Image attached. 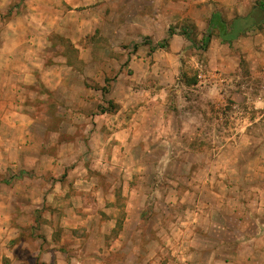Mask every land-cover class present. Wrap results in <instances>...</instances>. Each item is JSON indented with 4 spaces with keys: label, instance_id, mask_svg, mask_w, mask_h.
Instances as JSON below:
<instances>
[{
    "label": "rangeland",
    "instance_id": "374dc122",
    "mask_svg": "<svg viewBox=\"0 0 264 264\" xmlns=\"http://www.w3.org/2000/svg\"><path fill=\"white\" fill-rule=\"evenodd\" d=\"M260 1L74 0L44 53L72 69L0 138V210L44 197L37 221L68 264H264V24L230 44L219 28ZM93 179L98 193L77 187Z\"/></svg>",
    "mask_w": 264,
    "mask_h": 264
},
{
    "label": "crops",
    "instance_id": "0c3cea01",
    "mask_svg": "<svg viewBox=\"0 0 264 264\" xmlns=\"http://www.w3.org/2000/svg\"><path fill=\"white\" fill-rule=\"evenodd\" d=\"M11 2L12 0L0 1V12L11 8ZM66 7L67 9L70 8L69 11H75L79 4H75L74 0H28L27 7L22 14L16 15L12 19L6 20V22H1L0 20V138L6 137L8 125L25 130L24 126L23 128L21 127L26 116L24 109H28V106L33 105L30 101L34 95H36V98L40 94L42 96L44 91L57 89L59 84L56 81V73L59 70L64 69V71L68 72L72 69L67 64L61 69L58 66L52 67V69L48 66L47 57L44 55L46 50L53 48L51 46L52 40L49 36L65 33L64 27L60 25L67 23ZM71 26L75 28L74 33H78L79 30L82 31L79 37L86 35V33L88 34V32L81 29V23L75 26L72 24ZM68 36L71 37L72 35L68 34ZM71 39L78 47L77 40L72 37ZM48 67L52 69L51 73L55 72L52 78L48 76ZM58 74H61V72ZM25 118L28 117L26 116ZM32 121L36 120H29L28 124L32 123ZM23 185L24 190L35 191L36 189H27L36 187L35 183L30 182V180L24 182ZM99 186L101 185L97 179L95 181L93 179L87 185L78 184L77 187L86 191L95 189L98 193L99 188L102 190ZM115 187L116 185H111V190L109 191L111 197L107 196V203L113 202ZM2 197L0 195V198ZM43 200L44 197L40 200L34 199L33 201L36 203L40 201L36 206L28 205L26 202L21 207V210H18L13 204H18L21 201V196L20 198L17 195L7 197L9 208L5 211L0 210V264H4L5 259L7 264H27L26 260H24L27 258H39L41 264H51L53 252L56 255L59 254V259H56L53 264L69 263L62 257L64 241L63 239L61 240V236L58 235L54 238L55 233L53 232L55 230H53L47 238H44L47 236H44L43 232L46 224L45 222L37 221V212L35 210L41 207L40 203ZM81 200L83 201V198ZM33 225L37 227V233L31 239L35 248L30 252H17L19 245L23 247V231L32 228ZM5 234H8V237L4 239L3 236ZM12 239H16L17 242L18 239H21L14 249L5 245L8 240Z\"/></svg>",
    "mask_w": 264,
    "mask_h": 264
},
{
    "label": "trees",
    "instance_id": "16d2710c",
    "mask_svg": "<svg viewBox=\"0 0 264 264\" xmlns=\"http://www.w3.org/2000/svg\"><path fill=\"white\" fill-rule=\"evenodd\" d=\"M216 19V16L213 17V21H215ZM262 24H264V0H261L259 2V4L254 8L252 14L243 18L235 19L231 25L230 31H228L226 23L222 21L220 22L219 28L221 29V37L223 41L231 43L242 33H246L255 26ZM210 25L211 26L206 37L207 40L212 37L211 29L214 27L215 24L212 22ZM172 34L174 33H170V35Z\"/></svg>",
    "mask_w": 264,
    "mask_h": 264
}]
</instances>
